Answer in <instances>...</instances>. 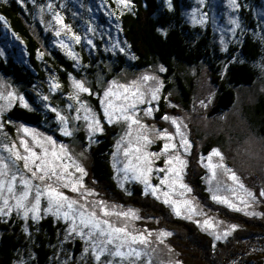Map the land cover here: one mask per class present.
Segmentation results:
<instances>
[{"label":"rangeland","instance_id":"374dc122","mask_svg":"<svg viewBox=\"0 0 264 264\" xmlns=\"http://www.w3.org/2000/svg\"><path fill=\"white\" fill-rule=\"evenodd\" d=\"M9 0H0V4L7 3ZM27 12L32 11V22L30 26L32 32L40 44L39 59L44 61L51 56L53 50H57L75 61V66L78 70L85 72L83 59L80 52L77 50L78 46H82L86 51L91 54H97L99 45L113 54H126L133 60L134 56L130 52L128 42L124 35L122 27V20L120 18V12L123 14L129 8H124L119 5L116 0H17ZM164 2L171 6L172 0H164ZM191 6L189 9H184V17L188 24L194 26H201L203 29L208 25L212 26L214 34L216 36L217 45L221 52H228L234 46V41L237 36L240 35L245 24V18L241 15L240 1L237 0V7L234 9L230 6L229 0H189ZM132 3V0H131ZM51 5V8H49ZM122 9H124L122 11ZM58 14L62 20V24H58L54 19V16ZM260 15L264 19V8L260 11ZM261 18V19H262ZM233 21L236 23L234 24ZM60 34L57 35L56 33ZM78 36L80 39L77 42L72 37ZM29 52L24 39L17 35L12 29L9 21L0 12V58H7L15 56L21 59L23 62L28 63ZM163 68L164 71H160ZM155 76L159 81L161 87L158 94V99L151 101L150 97H146L144 104H138L135 111L137 112V118L141 120V123L148 126V128L164 131L174 136L172 143L177 145L175 150L170 149L167 153L151 157L153 163V171L149 176V183L158 189L156 196L152 195L151 188L146 189L145 185L137 179H133L132 173H125L122 169L126 158L123 155L124 150L128 147V140L130 137H125L126 125L124 122L113 121L111 124L104 117V110L101 105V99H103V92L111 84L112 81L126 84L133 80H138L142 75ZM167 69L163 65H157L154 68H148L137 73H132L130 70H126L122 75L114 80L101 82L99 87L102 90L100 95L99 104L100 112L94 106V99H98L97 94L93 93V88L89 77L85 75L77 79L74 76L70 78L69 89H64L59 81V77L52 68L45 66V78L48 82L45 86H38L36 89V96L28 99L25 91L21 90L12 81L2 75H0V160L7 163L12 172L17 174V188H20V178L30 179V173L24 169V161H16L12 157L11 152L6 149H12L19 152L21 155H27L21 145V141L28 143L32 151L37 154H41L42 149L38 147L35 140H38L45 148L51 152L53 149L59 154L61 145L64 146L68 155L72 159L84 168L86 175L82 177V183L84 189L91 190L94 194L87 196L88 201H104L109 211L114 212H127L132 210L135 212L139 219H132L124 221L123 219L117 220L116 216L103 217L102 213H97L100 218L110 219L113 223L123 224L128 223L130 229H135L138 232L151 233L148 239L151 243L145 249L141 245H134L137 250L147 253L143 255L139 260H136L134 264H183L179 260V253L173 249L169 241L177 243V239L180 235H183V226L168 223L164 220V229L153 223L156 219L152 216H147L141 208L125 206L119 202L114 195L115 193L108 190L99 181L93 178L92 172L93 165V152L99 150L100 147L105 145L103 141V135H107L109 129H115L119 131L117 137L114 138V145L112 152L110 153V163L114 170V182L113 185L117 191L123 192L124 196L132 197L133 193L143 189L144 197L154 199L157 203L164 206L166 210H169L171 215L184 219L188 222L195 223L199 230L207 233L217 241H226L228 236L235 239V234L243 228L236 224H231L220 219L216 212L206 204L208 199H202L200 197V191L206 187L205 191L210 194V199L223 207H227L218 201L213 200V196H226L236 207L240 208L237 213H256V215H247L255 219H264V197H260V191L264 190V136H262L257 129V124L252 123V120L256 119V109L258 110L260 100L264 98V78L258 81L252 87H244L237 90V99L234 108L225 114L219 116H213V110L218 101V95L220 93V86L214 83L212 71L209 66L202 64L198 67H187L183 70V74L195 84V92L192 98V102L189 109L183 107L182 101L185 96L182 91L177 88L176 92L170 93L162 100V96L167 88L165 75ZM227 74L225 70L223 77ZM100 79H103L100 76ZM73 81H82L87 88L90 89L92 95L88 93H80L78 104L75 100L69 99L70 96L75 95L76 90L73 87ZM154 82H146V88L151 86ZM54 84H58L59 87H53ZM29 90V89H27ZM13 95V99H8V94ZM34 91L30 92L33 94ZM34 95V94H33ZM60 96L61 99L58 97ZM23 97V101L20 100ZM47 97V99H45ZM177 101V103L175 102ZM121 101H115L120 103ZM164 102V103H161ZM179 102V103H178ZM223 101H219L221 106ZM185 103V102H184ZM27 104V107H24ZM81 105L91 109V113L96 119L99 120L100 125L103 128L102 132H96L90 134L88 132L87 123L83 117L86 114L81 108ZM15 107L28 112H40L44 119L53 117L51 122L57 124V131L64 141L59 140L53 134L42 130L36 126L25 124L23 122L15 121L8 122L6 120L7 114L9 115ZM81 108V111L77 113L75 109ZM152 108L153 111L149 115H145V110ZM167 109L168 111L176 110L175 114H167L169 120L162 119L161 110ZM59 113L67 120L65 124L57 116ZM12 114V113H11ZM10 114V115H11ZM79 115L80 119L76 120L75 117ZM253 115V116H252ZM177 120L180 124L181 131L185 134V137L190 142L191 147L186 153L184 149L180 148V136L176 134V126L171 123V120ZM184 125H187L185 128ZM6 126H12L10 129ZM45 127H51L50 124H44ZM71 132L70 136L64 135V129ZM135 128V126H133ZM29 129L30 132L26 135L23 129ZM35 136V140L33 139ZM135 136V132H133ZM122 137H125L123 140ZM46 138H51L54 142L50 144ZM149 138L152 139V143L147 145L145 151L147 152H161L164 143L167 141L163 139L155 138L153 132H149ZM70 140V142H67ZM119 144V148L117 145ZM210 151L207 153V149ZM213 149L219 150L223 156V163L227 168L233 170L245 187L256 194L257 201L252 203L251 207H246L240 203V197L244 196L242 192L237 190L236 194L227 191L228 187H234L232 181L227 178L226 174H222V170L217 169V178L211 179V173L206 165L209 163L207 157L210 155ZM178 154L182 160L186 162V165L181 170L180 183L187 185L190 192L184 189L176 188L175 193L183 192V196L172 194L171 199L173 201H189L190 205L195 208V212H188L187 205L183 203L179 204L180 214L177 215L173 210L171 204L165 205L163 200L165 199L163 193L169 191V189L160 183V180L167 175L166 172L156 171V169L171 167L164 163L165 158ZM207 153V154H205ZM219 160L218 157H212V163H216ZM64 163H70L67 158L64 159ZM14 165V167H13ZM69 171L73 173V179L79 178L80 173L75 171L74 167H70ZM196 176L197 180L193 177ZM193 178V179H192ZM202 178V180H201ZM199 179L201 180L198 184ZM37 181H33L36 184ZM198 185L201 187L199 189ZM81 189V191H84ZM65 195L77 199L79 203H84V200L72 193L69 189H60ZM202 193V192H201ZM34 196V191L33 194ZM159 196V199L156 197ZM3 198L7 199L8 193L3 194ZM32 197L30 196V199ZM149 198V199H150ZM247 199V197H244ZM130 203V202H129ZM15 201L9 199V206L12 208L11 212L7 214H0V227L1 224H7L13 218L20 219L24 227L23 231L29 235L30 222L38 223L42 219L49 216H53L56 223H61L67 226L64 234L61 235V239L56 247L51 246L49 249L53 252L50 258V264H98L92 255L91 243H86L87 238H82L75 234V232L69 231L71 227V220H65L62 216L57 217L52 212L45 211L47 207L46 199H41V206L39 211V218L32 219V214L29 213L27 219L24 218L22 212H18L14 207ZM3 199H0V208H3ZM140 207V206H138ZM229 208V207H227ZM231 209V208H229ZM233 210V209H231ZM63 211V210H62ZM235 211V210H233ZM148 217V218H146ZM208 220L212 222L213 227L207 228L204 226V221ZM154 221V222H153ZM161 222V220H160ZM152 223V224H151ZM56 224V227H58ZM77 224L79 221L77 220ZM235 225V230H231V226ZM87 231V230H85ZM161 232H168L171 235L163 238V243H160L157 237ZM224 232H229L227 237L223 236ZM217 235L221 236V239H216ZM0 232V241L2 238ZM29 241H32L31 237H27ZM231 239V240H233ZM75 241H81L83 245V254L75 258L77 250L80 248L75 245ZM87 250V251H86ZM126 250V249H125ZM183 250V249H182ZM47 249H45V252ZM182 252H185L183 250ZM21 260L15 264H30L34 259L36 261L37 252L35 253L34 247H30L28 250H24L20 254ZM184 257V256H183ZM230 259L239 258V254L231 252L229 253ZM40 258L43 261V255L40 253ZM112 259L109 257H102L101 260L105 261ZM242 261V260H240ZM248 262V261H242ZM0 264H3L0 262ZM113 264H128L127 261H119L118 258L113 259ZM234 264H241L238 261H234Z\"/></svg>","mask_w":264,"mask_h":264},{"label":"trees","instance_id":"16d2710c","mask_svg":"<svg viewBox=\"0 0 264 264\" xmlns=\"http://www.w3.org/2000/svg\"><path fill=\"white\" fill-rule=\"evenodd\" d=\"M172 1L173 4L169 6L164 0H132V7L125 9L123 14L119 13L125 38L134 56L133 60L126 54L115 55L107 52L102 47L103 44L99 45L97 54L89 53L82 46L77 47L93 93L98 96V99H94L93 102L99 112L101 110L99 97L102 93L99 85L103 81L116 79L127 69L135 74L157 65L165 66L168 86L161 97L162 100L179 88L185 96L180 103L184 108L189 109L195 92V84L183 74V70L202 64L209 66L214 83L220 86L213 116L230 112L236 103L237 90L252 87L264 78V19L260 15V11L264 8V0H239L240 13L245 18V24L240 30V35L236 37L234 46L228 52L220 51L212 26L208 25L203 29L201 26L186 22L184 9H189L191 6L189 0ZM0 12L9 21L14 32L24 39L29 52V64L15 56L0 58V75L10 79L12 83L25 91L28 99H34L38 86L43 87L48 83L45 78V66L56 72L64 89H69L72 76L80 79L85 75V72L76 68L73 59L57 50H53L51 56L44 61L39 59L40 44L30 26L32 11L27 12L17 0H9L7 3L0 4ZM225 70L227 74L223 77ZM100 76L103 79H100ZM32 90L34 95L30 94ZM58 98L61 99L60 96ZM219 101H223L221 106L218 104ZM10 112L12 114L6 116L8 122L15 120L34 125L64 141L57 131V124L51 122L53 117L44 119L38 111L31 113L18 107ZM256 112V119H253L252 123L257 124L258 132L264 136V98L260 100ZM175 113L176 110L172 112L166 108L161 110L162 117ZM44 124H50L51 127H45ZM6 127L10 129L12 126ZM106 134L102 138L103 141L105 140V145L96 152L92 150L93 178L115 193L116 199L125 206L141 208L147 216L154 217L157 223L153 224L159 229H164L162 223L164 220L183 226V235L175 237L177 243L169 241L173 249L179 253L178 258L181 263L234 264L236 260L241 264H264V219H255L213 202L209 197L210 194L205 191L206 187L200 191V197L203 200H209L206 204L212 211L216 212V215L225 222L237 223L243 228L235 234V239L228 236L226 241L215 240L199 230L195 223L172 216L170 211L156 200L150 197V199L148 197L142 199L143 189L134 192L132 197L124 196L126 194L117 191L113 185L115 176L109 155L114 145L113 137H117L119 131L111 128ZM209 151L210 147L207 153ZM201 180L199 179L198 184ZM198 187L201 190L199 185ZM56 224L53 216L42 219L38 223L30 222L29 235L23 231L24 224L17 217L7 224H1L0 232L3 236L0 241V262L15 264L21 260V252L34 247L37 258L30 264H50L49 256L53 252L49 249L51 246H57L61 235L67 229L66 225L58 223L56 227ZM28 236L32 238V241H29ZM75 245L80 247L77 250L78 255L75 256L77 258L83 254L84 244L81 241H75ZM45 249H47L46 252ZM182 249L185 252H182ZM231 252L239 254L240 260L248 262H242L237 258L230 259L229 253ZM40 253L43 255V261Z\"/></svg>","mask_w":264,"mask_h":264},{"label":"snow or ice","instance_id":"6c2138e0","mask_svg":"<svg viewBox=\"0 0 264 264\" xmlns=\"http://www.w3.org/2000/svg\"><path fill=\"white\" fill-rule=\"evenodd\" d=\"M116 2L124 8L132 7L131 0H116ZM201 2H203V0H201ZM229 3L232 8L235 9L237 7V0H229ZM49 8H51V5H49ZM54 19L58 24H62V20L58 14L54 16ZM233 23L235 24L236 22L233 21ZM56 34L59 35L60 33L57 32ZM72 38L77 42L80 39L78 36H73ZM160 71H164V69L161 68ZM148 81H153L154 83L146 88V82ZM53 87H59V85L54 84ZM73 87L76 93L70 96L69 99L75 100L78 104L80 103L78 98L80 93L92 95L90 89L87 88L82 81H73ZM160 87L161 85L155 76L145 74L138 80H133L126 84L112 81L103 92V99H101L105 119L110 124L113 121L124 122L127 129L125 137L131 138L128 140V147L123 152L126 162L122 170L126 174L131 172L133 179L142 182L146 189L151 188L152 195L154 196H156L158 189L149 183V176L153 171V161L151 157L163 155L170 149L175 150L177 145L172 143L174 136L169 134L166 130H150L148 126L141 123V120L137 118L135 109L138 104H144L146 102V97H150L151 101L157 100ZM13 98V95L9 93L8 99L11 100ZM45 99H47V97H45ZM20 100L23 101V97H20ZM115 101L121 102L117 104ZM24 107H27V104H24ZM81 108H83V111L86 113L83 119L87 123L88 132L90 134L102 132L103 128L99 120L96 119L94 115H89L91 109L83 105H81ZM81 108H77L75 111L79 113ZM152 111V108L146 109L145 115H149ZM57 116L61 121H64L65 124L67 123L64 116H61L59 113H57ZM75 119L79 120V115H77ZM162 119L169 120V117L164 116ZM171 123L176 126V134L180 136V148L184 149L187 153L191 147L190 142L181 131L180 124L177 123V120L172 119ZM133 126H135V128ZM184 127L186 128L187 125H184ZM23 131L26 135L30 132L27 128L23 129ZM150 131L154 133L155 138L167 141L164 143L161 152L145 151L146 146L152 143V139L149 138ZM133 132H135V136H133ZM64 135H71L67 127L64 129ZM125 137L121 139L123 140ZM33 139L35 140V136H33ZM46 139L50 144L54 145L51 138ZM35 143L42 149L41 154L32 151L28 143L23 140L21 141V145L27 155H21L19 152L12 149H6L11 152L12 157H14L16 161H24V169L29 172L31 176L30 179L20 178L19 189L16 184V172H12L9 165L0 160V199H3L4 205L3 208H0V214L11 212L12 208L9 206V199H11L15 201L14 207L18 212H22L25 219H27L29 213H31L32 219L36 220L39 218L38 214L40 211L41 199L44 198L47 201L45 211L52 212V214L57 217L62 216L65 220H71L70 233L75 232L76 235L87 238L86 243H91L92 255L98 264H113V259L116 258L121 262L127 261L128 264H134L136 260L146 255L147 253L137 250L134 245H141L146 249L151 243L148 239V237L151 236L150 232L146 230L145 232H138L135 229H130L127 222L119 224L113 223L110 219L100 218L97 213V208L99 209V213H102L103 217L116 216L118 221L121 219L124 221L139 219L135 212L132 210L127 212L109 211L104 201H88L86 197L94 193L91 190L84 189L82 177L86 175L85 170L68 155L64 146L61 145L60 153L58 154L54 149L50 152L49 149L45 148L38 140H35ZM117 147H120L119 144ZM212 157H218L219 160L216 163H212ZM65 158H67L70 163H64L63 161ZM207 159L209 163L206 167L211 173V179L215 180L217 178V169L222 170V174H226L227 178L232 181V185H234V187H228L227 191L236 194L237 190H239L244 194V196L239 198L240 203L244 204L246 207H251L252 203L257 201L256 194L247 189L240 180V177L223 163L224 156L219 150L213 149ZM164 163L171 167L156 169V171L167 173V175L160 180V183L169 189V191L163 193L165 197L163 203L165 205L171 204L177 215L180 214V203L188 206V212H195V208L190 205L189 201H173L171 199L177 187L187 192L191 191V189L187 188V185L179 182L181 170L186 165V162L182 160L178 154H175L174 151L172 156L165 158ZM70 167H74L75 171L81 174L79 178H72L73 173L69 171ZM33 181H37V183L33 184ZM60 189H69L72 193L77 194L80 199L84 200V203H79L77 199L65 195ZM81 189H84V191H81ZM33 191L34 196L32 195ZM5 192L8 193L9 198L7 199L3 198ZM175 194L183 196L184 193L179 192ZM30 196L32 197L31 199ZM259 196L264 197V190L260 191ZM244 197H247V199ZM156 198L159 199V196ZM213 200L225 204L235 211H240V208L236 207L226 196L214 195ZM245 214L256 215L254 212ZM77 220L79 224H77ZM204 226L212 228L213 224L205 220ZM231 230H235V225L231 226ZM169 235H171V233L161 232L157 239L160 243H163V238ZM228 235L229 232L223 233L224 237ZM215 238L221 239V236L217 235ZM213 247H215V245H213ZM102 257H109L112 259L102 261ZM149 264H151V262H149Z\"/></svg>","mask_w":264,"mask_h":264},{"label":"bare ground","instance_id":"6f19581e","mask_svg":"<svg viewBox=\"0 0 264 264\" xmlns=\"http://www.w3.org/2000/svg\"><path fill=\"white\" fill-rule=\"evenodd\" d=\"M238 225V224H237Z\"/></svg>","mask_w":264,"mask_h":264}]
</instances>
